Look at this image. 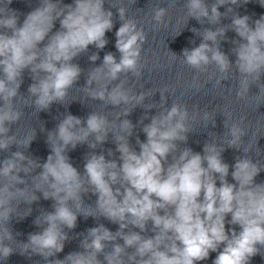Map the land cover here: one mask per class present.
I'll return each mask as SVG.
<instances>
[{"label": "clouds", "instance_id": "obj_1", "mask_svg": "<svg viewBox=\"0 0 264 264\" xmlns=\"http://www.w3.org/2000/svg\"><path fill=\"white\" fill-rule=\"evenodd\" d=\"M105 2L74 0L72 4H64L62 0H40L39 6L28 12L18 26L20 14L9 7L13 0H2L0 151L8 152L12 145L27 149L36 137L35 129H29L23 139L15 133L9 135L10 126L17 124L24 114L15 106L18 96L25 107H34L37 114L48 111L53 103L67 107L64 101L83 71L73 63L74 59L86 54L90 45L102 50L108 44L106 33L113 29L114 19L113 12L105 9ZM249 2L215 0L209 6L206 0H185L183 28L190 18L201 25L207 22L215 27L191 28L194 35L201 37V42L194 48H184L181 58L197 74L208 73L209 66L215 65L219 76L216 72L209 74L208 82L215 78L217 86L229 80V73L235 68L240 77L235 92L237 99L246 100L251 86L255 85L260 101L264 100V83L261 82L264 15L252 21L250 16H241L232 7ZM259 2L264 7V0ZM226 5V11L221 13L219 8ZM169 7H176V0H171ZM117 11L122 22L115 32L119 61L112 52H107L102 64L88 72L82 91L91 99L104 102L105 106L121 110L114 113L113 120L97 112H91L84 121L66 114L55 130L47 133L46 143L51 154L42 164L20 150L0 161V260L6 261L17 251L12 246L14 243L20 255L29 259L39 255L45 264H197L209 259L212 252L217 253L212 264H250L254 256L264 257L261 252L264 249V182H255L264 167L252 161L249 148L241 149L242 138L247 135L242 125L247 117L241 116L238 121L229 123L232 112L227 108L222 112L226 117L227 147L245 154L236 157L232 165L231 176L235 183L228 182L230 166L222 158L225 147L212 142L217 136L215 133H208L211 140L204 143L203 154L180 146L187 144L189 133L196 132L189 120L196 121L200 113L195 112L190 117L187 106L176 102L170 108L165 107L168 89L160 92L162 110L145 124L144 120L149 119L147 110L156 108L157 104L144 102L154 93H137L134 87L126 85L129 73L135 78L142 76L140 60L147 34L136 19L127 18L125 7ZM167 16L168 8H153V27H167ZM229 16L230 24L218 26L222 17ZM56 21L60 27L53 33ZM229 30L239 37V40L228 41L235 45L231 49L236 57L234 63L220 49V42L227 40ZM175 57L178 56L173 53ZM88 59L95 63L100 59L99 52H93ZM25 70L33 81L27 90L31 100L24 99L19 92ZM200 86L197 75L192 87L199 90ZM261 104L258 103L257 109ZM136 107L145 109L138 123L142 125L146 141L136 136L138 152L129 142L136 125L126 118ZM202 119L207 122L206 128L209 124L215 127V116L208 111L203 113ZM109 133L120 154L118 160L90 152L85 156L83 174L69 162L66 154L69 146L75 149L77 144L86 143L95 149L107 140ZM90 137L92 142H89ZM106 151L108 157L115 155L112 149ZM38 168L42 170L30 179L32 190L26 177ZM37 192L42 193L45 200L54 202V211L41 210L33 224L42 231L29 233L26 243L18 241L16 236L20 233L13 234L11 221L14 217L23 220L32 214L31 205L40 199ZM89 193L97 197L98 216L91 211V206L85 210L82 197ZM21 204L29 206L22 214L18 213ZM78 214L85 219L102 216L118 224L119 230L113 233L103 224L89 228L86 235L77 234L83 236L80 241L83 251L71 252L63 259H49L63 252L65 242L70 239L65 229L76 227ZM226 224L232 227L226 229ZM148 231L153 235H142ZM118 239H122L123 244L116 243ZM110 244L111 250L105 251ZM101 254L103 261L98 258Z\"/></svg>", "mask_w": 264, "mask_h": 264}]
</instances>
